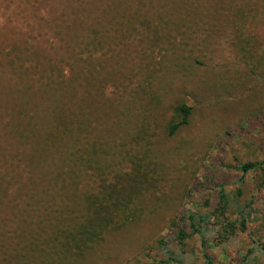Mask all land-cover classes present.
Listing matches in <instances>:
<instances>
[{"label": "trees", "instance_id": "trees-1", "mask_svg": "<svg viewBox=\"0 0 264 264\" xmlns=\"http://www.w3.org/2000/svg\"><path fill=\"white\" fill-rule=\"evenodd\" d=\"M45 1L32 0L39 11L33 7L31 27L18 18L0 38V264H84L113 235L142 222L167 180L151 147L163 127L153 123L159 72L167 60L176 71L187 57L201 63L192 49L216 36L232 37L247 53L254 40L245 22L264 18V0H62L44 15ZM147 93L141 124L130 137L113 138ZM191 114V106L178 105L170 135ZM239 171L262 172L264 187V159ZM245 211L222 186L210 214L189 210L170 226L181 245L199 237L206 264H214L209 247L250 223L248 253H264V200L257 217Z\"/></svg>", "mask_w": 264, "mask_h": 264}, {"label": "rangeland", "instance_id": "rangeland-1", "mask_svg": "<svg viewBox=\"0 0 264 264\" xmlns=\"http://www.w3.org/2000/svg\"><path fill=\"white\" fill-rule=\"evenodd\" d=\"M61 2L49 0L42 13L47 15V8L50 12ZM37 3L46 5L45 0ZM16 4L22 6L21 11H16ZM33 7L37 9L32 0H0V38L12 34L18 18L30 26L36 18ZM225 24L228 29L232 26ZM245 27L246 35L254 40L247 53L235 48L232 37L226 41L216 36L208 47L192 49L201 63L187 57L186 66L176 71L166 61V68L154 81L153 123L163 127L151 147L163 160L167 180L149 202L146 218L113 235L84 264H170L166 263L168 253L182 264H206L199 237L181 245L170 223L189 210L210 214L218 204L222 186L233 206H244L246 215L257 217L264 200L262 172L243 176L239 166L264 159V18L249 17ZM152 94L143 95L137 111L124 121L125 129L113 133V138L130 137L131 129L141 124L140 111ZM182 103L192 107L189 123L170 135L169 124ZM207 200L209 206L205 205ZM252 224L249 231L207 249L214 264H264V253L256 249L248 253L252 248ZM212 238L209 231L207 239ZM162 239L167 243L165 248L157 244Z\"/></svg>", "mask_w": 264, "mask_h": 264}]
</instances>
